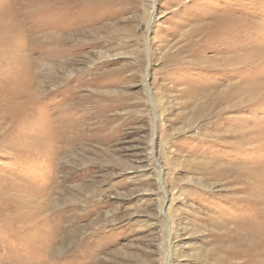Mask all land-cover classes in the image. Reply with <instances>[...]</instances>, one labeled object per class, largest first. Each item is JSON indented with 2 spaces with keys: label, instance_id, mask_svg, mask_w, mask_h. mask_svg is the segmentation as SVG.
Segmentation results:
<instances>
[{
  "label": "rangeland",
  "instance_id": "1",
  "mask_svg": "<svg viewBox=\"0 0 264 264\" xmlns=\"http://www.w3.org/2000/svg\"><path fill=\"white\" fill-rule=\"evenodd\" d=\"M0 264H264V0H0Z\"/></svg>",
  "mask_w": 264,
  "mask_h": 264
},
{
  "label": "bare ground",
  "instance_id": "2",
  "mask_svg": "<svg viewBox=\"0 0 264 264\" xmlns=\"http://www.w3.org/2000/svg\"><path fill=\"white\" fill-rule=\"evenodd\" d=\"M151 13H152V18L154 17V9H152V11H151ZM152 23V19H151V21H150V24ZM150 24H149V26H150ZM149 29H150V27H149ZM64 41V40H63ZM63 41H59V42H63Z\"/></svg>",
  "mask_w": 264,
  "mask_h": 264
}]
</instances>
